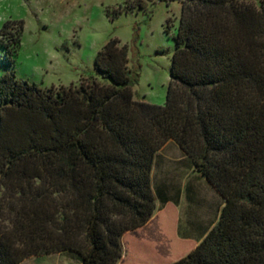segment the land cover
<instances>
[{"label": "trees", "instance_id": "obj_1", "mask_svg": "<svg viewBox=\"0 0 264 264\" xmlns=\"http://www.w3.org/2000/svg\"><path fill=\"white\" fill-rule=\"evenodd\" d=\"M163 104L110 37L90 74L48 88L18 78L22 20L3 22L0 264L72 250L117 264L122 234L156 207L151 168L173 139L223 197L215 223L169 264H264V0H180Z\"/></svg>", "mask_w": 264, "mask_h": 264}, {"label": "rangeland", "instance_id": "obj_2", "mask_svg": "<svg viewBox=\"0 0 264 264\" xmlns=\"http://www.w3.org/2000/svg\"><path fill=\"white\" fill-rule=\"evenodd\" d=\"M180 6V0H0V28L8 19L22 20L13 67L18 78L44 88L78 83L90 74L107 81L96 71L94 56L107 39L118 37L138 74L134 97L163 104ZM7 38L0 34V74L10 67ZM186 204L181 203L182 223ZM78 263L72 250L53 252L45 262Z\"/></svg>", "mask_w": 264, "mask_h": 264}, {"label": "crops", "instance_id": "obj_3", "mask_svg": "<svg viewBox=\"0 0 264 264\" xmlns=\"http://www.w3.org/2000/svg\"><path fill=\"white\" fill-rule=\"evenodd\" d=\"M151 185L154 212L146 223L122 234L117 264H169L193 248L219 217L223 197L171 138L155 153ZM182 201L188 207L183 223ZM64 251L33 254L18 264H45L48 255Z\"/></svg>", "mask_w": 264, "mask_h": 264}]
</instances>
